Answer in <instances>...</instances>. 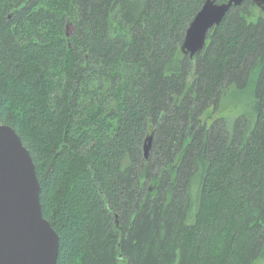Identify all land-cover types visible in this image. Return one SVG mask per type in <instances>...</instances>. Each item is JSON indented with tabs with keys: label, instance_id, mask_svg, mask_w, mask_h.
Masks as SVG:
<instances>
[{
	"label": "trees",
	"instance_id": "obj_1",
	"mask_svg": "<svg viewBox=\"0 0 264 264\" xmlns=\"http://www.w3.org/2000/svg\"><path fill=\"white\" fill-rule=\"evenodd\" d=\"M205 1L0 0V124L57 264L264 261V13L232 7L190 58Z\"/></svg>",
	"mask_w": 264,
	"mask_h": 264
},
{
	"label": "water",
	"instance_id": "obj_2",
	"mask_svg": "<svg viewBox=\"0 0 264 264\" xmlns=\"http://www.w3.org/2000/svg\"><path fill=\"white\" fill-rule=\"evenodd\" d=\"M244 0H206L189 24L181 52L190 58L201 52L208 33L226 13ZM264 13V0H253ZM152 137L143 151L148 158ZM35 165L15 131L0 124V264H57L59 238L43 218Z\"/></svg>",
	"mask_w": 264,
	"mask_h": 264
},
{
	"label": "rangeland",
	"instance_id": "obj_3",
	"mask_svg": "<svg viewBox=\"0 0 264 264\" xmlns=\"http://www.w3.org/2000/svg\"><path fill=\"white\" fill-rule=\"evenodd\" d=\"M238 109H239V112H240L242 108L239 107ZM238 109H237L236 105H231V106L225 108L224 110H222L221 113H218V114H220L222 117H230L231 118V117H234L235 115H237ZM256 264H264V261L263 260H259V261L256 262Z\"/></svg>",
	"mask_w": 264,
	"mask_h": 264
}]
</instances>
